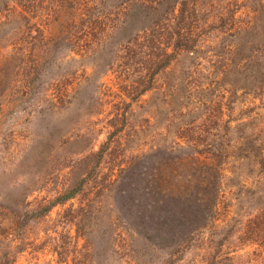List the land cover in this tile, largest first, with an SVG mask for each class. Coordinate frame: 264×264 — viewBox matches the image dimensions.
I'll list each match as a JSON object with an SVG mask.
<instances>
[{
	"label": "rangeland",
	"instance_id": "1",
	"mask_svg": "<svg viewBox=\"0 0 264 264\" xmlns=\"http://www.w3.org/2000/svg\"><path fill=\"white\" fill-rule=\"evenodd\" d=\"M12 1H0V264H264V244L241 240L259 216L264 227V0H198L196 50L135 98L139 73L61 40L88 0ZM230 10L246 30L218 28ZM40 33L52 45L39 65ZM195 209L191 232L160 224Z\"/></svg>",
	"mask_w": 264,
	"mask_h": 264
},
{
	"label": "trees",
	"instance_id": "2",
	"mask_svg": "<svg viewBox=\"0 0 264 264\" xmlns=\"http://www.w3.org/2000/svg\"><path fill=\"white\" fill-rule=\"evenodd\" d=\"M0 1L2 9L6 11L18 10L21 6V3L12 0ZM88 1V13L84 12L85 17H77L74 22L80 21L78 26L67 36L61 37V40L71 42L77 55L91 56L92 59L104 54L114 55L125 64L119 65L121 69L125 66V72L139 73V81L134 83L136 94L133 98L152 88L155 76L172 63L178 52L196 50L199 38L204 34L198 0H121L120 4L108 5L105 0ZM65 2L59 0L58 3L56 0L54 9L60 10ZM24 4L39 10L45 6L44 0H28ZM216 6L211 3L208 7L214 9ZM218 21L222 23L218 28L224 27L227 31L233 29L238 32L248 28L240 27L234 10L222 14ZM214 24L208 22L207 27ZM113 43L117 46L109 47ZM51 45V41L48 42L44 34L40 33L39 65L49 55L48 48ZM215 206V203L212 204V208ZM39 209V212L33 210L31 213L47 214L51 206ZM204 218V213L199 209L187 210L181 211L180 217L164 219L160 224L167 226L172 221L176 226L180 224L183 231L185 226H190L188 228L191 232L201 226L200 222ZM246 230L241 240L259 246L264 244V227L260 216L257 221H251Z\"/></svg>",
	"mask_w": 264,
	"mask_h": 264
}]
</instances>
